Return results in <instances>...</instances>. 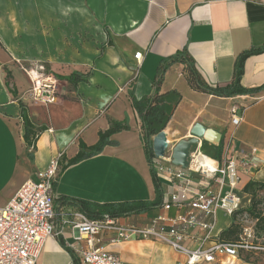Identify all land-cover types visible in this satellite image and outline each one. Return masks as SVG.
Masks as SVG:
<instances>
[{
    "label": "crops",
    "instance_id": "crops-1",
    "mask_svg": "<svg viewBox=\"0 0 264 264\" xmlns=\"http://www.w3.org/2000/svg\"><path fill=\"white\" fill-rule=\"evenodd\" d=\"M102 9L106 40L85 61L90 71L87 81L70 86L64 80L54 100L44 103L19 88L13 97L0 79V207L25 180H35L36 172L46 167L50 157L62 153L53 185L56 229L62 233L46 239L36 264H82L70 248V244H77L74 231L64 222V218L80 211L69 200H155L140 119L128 96L131 86L137 98L149 95L160 60L183 49L206 83L224 85L232 79L237 55L264 45V6L252 1L107 0ZM138 50L142 52L139 65L133 58ZM240 84L247 91L228 97L197 91L188 85L183 65L170 64L163 73L160 91L174 89L182 97L160 132L159 142L165 145L164 153L171 152L178 140L191 136L195 123L220 132L222 149L228 142L229 154L249 155L257 165L252 172L241 174L236 192L242 198L240 189L248 180L264 181V52L246 58ZM19 101L34 127L43 128L33 146L27 145L23 137ZM233 105L238 107L237 114H242L237 125L230 122ZM109 119L125 122L128 128L113 133L111 142L98 153L67 164L78 152L80 141L87 146L96 143L98 132L110 126ZM159 177L162 198L170 184ZM176 213V208L164 210L160 203L118 219L145 223L158 214L172 217ZM227 223L228 219L220 216L219 227ZM109 236L103 232L101 244L126 262L178 264L185 259L182 253L159 241L141 239L116 244Z\"/></svg>",
    "mask_w": 264,
    "mask_h": 264
},
{
    "label": "built area",
    "instance_id": "built-area-1",
    "mask_svg": "<svg viewBox=\"0 0 264 264\" xmlns=\"http://www.w3.org/2000/svg\"><path fill=\"white\" fill-rule=\"evenodd\" d=\"M243 1L264 6V0ZM133 58L139 65L142 52H134ZM44 82L37 81L31 88L33 99L52 102L54 80L48 84ZM237 110L235 105L230 108L233 125L242 119ZM228 152V142L219 158L205 154L198 144L189 152L185 169L170 162V151L158 157L153 154L154 170L170 184V190L162 197L161 207L164 210L174 207L177 213L172 217L158 214L145 223H135L121 222L118 217L107 214L92 218L75 211L64 218L77 242L70 244L74 256L82 264H139L126 262L105 249L101 244L103 232L116 244L141 239L167 244L185 256L178 264H217L221 256L238 258L242 248H254L246 241V237L252 236L250 226L241 228L236 241L224 242L218 237L229 225L232 214L242 207V198L236 192L242 172L250 173L257 167L249 155L234 156ZM61 157V152L50 157L46 167L36 172V179L25 180L0 207V264H36L46 239L62 233L56 229L53 193ZM220 216L228 219L226 226L219 227Z\"/></svg>",
    "mask_w": 264,
    "mask_h": 264
},
{
    "label": "rangeland",
    "instance_id": "rangeland-1",
    "mask_svg": "<svg viewBox=\"0 0 264 264\" xmlns=\"http://www.w3.org/2000/svg\"><path fill=\"white\" fill-rule=\"evenodd\" d=\"M106 2L0 0V79L4 81L9 72V83L32 98L37 81L54 80V92L61 90L60 77L73 70L87 71L85 61L106 40L102 22ZM248 198L242 192V206H247ZM256 198L257 207L264 211V188L257 189ZM242 224L252 230L254 218L242 212ZM261 234L259 241L264 242V231ZM251 238L246 237L248 245ZM250 249L253 252H247ZM241 254V258L222 256L220 264H264V250L247 247Z\"/></svg>",
    "mask_w": 264,
    "mask_h": 264
},
{
    "label": "trees",
    "instance_id": "trees-1",
    "mask_svg": "<svg viewBox=\"0 0 264 264\" xmlns=\"http://www.w3.org/2000/svg\"><path fill=\"white\" fill-rule=\"evenodd\" d=\"M110 43L111 42L108 41V44ZM262 52H264V45L239 53L234 62L232 79L230 82L224 85L217 86H211L204 81L194 66L192 58L185 49L179 50L174 54L160 60L157 66L156 75L152 81V92L149 95L137 98L134 95L132 86L128 90V96L131 100L132 106L140 119V136L143 141L144 151L148 159L152 180L155 186V200L152 202L136 200L105 203H97L82 199H71L69 201L75 203L80 211L92 218H99L104 214H107L111 217H120L131 213H141L159 205L162 200V181L152 166L153 152L151 147V136L161 132L166 127V124L170 120L177 104L182 97L180 92L174 89L165 92L160 91V85L162 83L165 69L170 64L179 62L183 65L184 77L190 88L217 96L228 97L236 94H242L247 91V89L242 87L240 84V79L244 71V62L248 56ZM89 74V70L85 72L73 70L69 74L60 77V79H63L67 83L75 86L79 82L87 81ZM9 77H11V75L9 72H7L4 85L10 94H12L13 97H16L17 88L14 84L9 83ZM19 105L20 117L24 125V140L27 145L33 146L37 133L43 128L34 127L28 118L23 102L19 101ZM109 123L110 126L107 129L100 130L98 132V139L95 144L87 146L85 143L80 141L78 152L75 156L71 157L67 161V164L75 163L85 157L98 153L105 144L111 142L110 136L113 133L128 128V125L125 122L109 119ZM201 149L205 154L219 158L222 152V140H220L218 144H211L203 140ZM259 188H264V181L250 179L242 186L241 191L249 194L251 198H248L247 206H242L232 214L229 225L220 231L218 235L219 240L224 242L236 241L241 228L243 229L244 227L242 224V212L244 214L247 212L251 217L254 218V224L252 227V240L250 243L254 249L264 250V242L259 241V237H263L261 233L264 231V211L257 207L259 199L256 198V191ZM58 198L64 197L60 196ZM247 252L253 251L250 249ZM241 253L242 250L239 251L238 258H241ZM245 261L248 260L245 259Z\"/></svg>",
    "mask_w": 264,
    "mask_h": 264
},
{
    "label": "water",
    "instance_id": "water-1",
    "mask_svg": "<svg viewBox=\"0 0 264 264\" xmlns=\"http://www.w3.org/2000/svg\"><path fill=\"white\" fill-rule=\"evenodd\" d=\"M160 132L153 136L152 151L155 156L164 155V147L160 140ZM190 137L187 139L178 140L171 148L170 162L175 166L187 168L189 152L192 148L198 145L202 140H205L211 144H218L220 142L221 133L207 128L200 123H195L190 129Z\"/></svg>",
    "mask_w": 264,
    "mask_h": 264
}]
</instances>
